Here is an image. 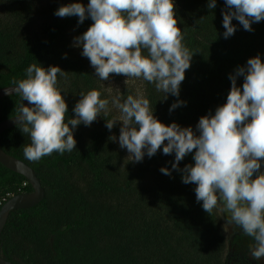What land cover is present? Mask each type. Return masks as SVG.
I'll list each match as a JSON object with an SVG mask.
<instances>
[{"label": "trees", "instance_id": "trees-1", "mask_svg": "<svg viewBox=\"0 0 264 264\" xmlns=\"http://www.w3.org/2000/svg\"><path fill=\"white\" fill-rule=\"evenodd\" d=\"M74 2L86 6L89 0H0V88L26 79L32 64L59 66L66 71L65 76L58 74L68 105L66 120L75 116L81 92L97 90L109 100L106 116L76 127L77 144L71 152L30 162L23 155L29 134L15 126L1 135V148L35 169L46 196L33 208L11 213L0 236V256L18 264H224L225 234L217 209L209 216L196 201V185L182 183L180 172H160L161 167L171 169L175 154L164 155L161 148L151 158L132 162L118 143L120 123L111 131L105 126L106 119L119 117L107 81L95 75L81 55L82 47L73 46L93 21L78 24L76 16L54 15L60 6ZM174 3L183 43L194 53L180 87L179 99L186 105L170 113L177 97L169 94L163 100L162 91L139 79L161 122L195 129L201 116L226 103L228 76L237 66L257 54L264 61V21L253 23L249 32L233 19L237 30L226 39L224 0H217L213 10L208 0ZM124 77L111 74L110 79ZM242 84L239 77L237 85ZM133 90L127 86L120 96H135ZM20 103L16 94L0 98V122L17 115ZM112 135L117 141L109 139ZM190 163L192 155L179 167ZM32 191L24 176L0 163V209L11 196Z\"/></svg>", "mask_w": 264, "mask_h": 264}, {"label": "clouds", "instance_id": "clouds-1", "mask_svg": "<svg viewBox=\"0 0 264 264\" xmlns=\"http://www.w3.org/2000/svg\"><path fill=\"white\" fill-rule=\"evenodd\" d=\"M223 36L229 38L237 28L233 19L249 32L253 23L264 21V0H224ZM217 0H208L209 10ZM174 0H89L60 6L54 15L78 17V24L90 18L93 23L74 38L73 46L82 47L95 75L108 81L111 74L142 78L164 93L177 97L171 113L186 105L180 100V87L194 53L183 43L178 27ZM146 53V54H145ZM66 58V54L65 57ZM59 66L30 65L26 79L14 81L13 92L22 103L14 117L21 133L30 135L23 149L30 162H39L54 152L63 154L76 149L74 130L83 123L90 126L103 113L109 112V100L97 90L81 92L75 104V116L66 120L68 105L58 87ZM243 77L242 86L237 85ZM228 79L231 88L226 103L201 116L193 127L176 122L165 124L155 115L143 94L117 95L111 103L121 115L106 119L109 131L121 122L118 143L125 148L132 162H142L145 155L154 156L162 148L164 155L175 154L171 169L160 172L171 176L181 173L184 184L196 185L197 203L210 216L220 208L227 222L251 237V258H264V61L257 54L246 64L237 66ZM27 101V105L24 103ZM123 101V102H122ZM117 141V137H109ZM192 155L194 164L180 168V162ZM254 177V178H253Z\"/></svg>", "mask_w": 264, "mask_h": 264}, {"label": "water", "instance_id": "water-1", "mask_svg": "<svg viewBox=\"0 0 264 264\" xmlns=\"http://www.w3.org/2000/svg\"><path fill=\"white\" fill-rule=\"evenodd\" d=\"M15 85L0 88V98L15 95ZM27 105V101L24 102ZM16 116V115H15ZM15 116L0 122V137L8 129L17 126ZM0 163L7 169L20 174L26 178L33 188L30 193H21L11 196L0 209V236L5 229L11 213L15 210L30 209L37 206L46 196L45 188L35 169L23 160L5 152L0 146ZM0 264H18L0 256Z\"/></svg>", "mask_w": 264, "mask_h": 264}, {"label": "flooded vegetation", "instance_id": "flooded-vegetation-1", "mask_svg": "<svg viewBox=\"0 0 264 264\" xmlns=\"http://www.w3.org/2000/svg\"><path fill=\"white\" fill-rule=\"evenodd\" d=\"M261 171H264L262 163ZM254 178V177H253ZM225 234V254L224 264H264V258L254 260L249 251L252 238L243 234L239 227H235L227 222V214L217 208Z\"/></svg>", "mask_w": 264, "mask_h": 264}, {"label": "rangeland", "instance_id": "rangeland-1", "mask_svg": "<svg viewBox=\"0 0 264 264\" xmlns=\"http://www.w3.org/2000/svg\"><path fill=\"white\" fill-rule=\"evenodd\" d=\"M107 86H108V90H109L112 98L117 96V95L120 96L121 92L123 91V88H125L127 86H130V87H132L134 89L133 91L135 93V96L138 93L144 95L143 84L140 81V79H138V78H127V77H124L119 82L115 81V80H112V79H109L107 81ZM115 109L117 111L118 116H120L121 113L119 112V110L116 107H115ZM119 123H120V126H121V122H119Z\"/></svg>", "mask_w": 264, "mask_h": 264}]
</instances>
